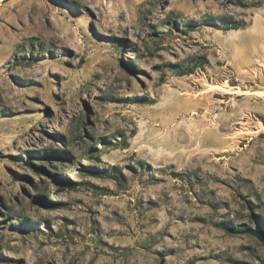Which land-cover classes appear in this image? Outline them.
<instances>
[{"label":"rangeland","instance_id":"374dc122","mask_svg":"<svg viewBox=\"0 0 264 264\" xmlns=\"http://www.w3.org/2000/svg\"><path fill=\"white\" fill-rule=\"evenodd\" d=\"M263 221L264 0H0V264H264Z\"/></svg>","mask_w":264,"mask_h":264},{"label":"trees","instance_id":"16d2710c","mask_svg":"<svg viewBox=\"0 0 264 264\" xmlns=\"http://www.w3.org/2000/svg\"><path fill=\"white\" fill-rule=\"evenodd\" d=\"M229 29H239V28H241V26L240 25H233V26H230V27H228ZM205 62L206 61H200V62H197L196 63V67L197 66H203L204 64H205ZM189 70H192V69H188V71H181L180 72V75H188V74H191L192 73V71H189ZM29 160V159H28ZM35 167H36V169H41V168H39L37 165H34ZM251 222H253V221H251ZM264 222V221H263ZM228 229H234L233 227H230V228H228ZM245 229H248L249 230V227L248 226H242V227H238L235 231H241V232H245L244 230ZM250 234H252V235H255L257 238H259V239H263L264 238V231H262L259 227H255V229L254 230H250V231H248Z\"/></svg>","mask_w":264,"mask_h":264}]
</instances>
